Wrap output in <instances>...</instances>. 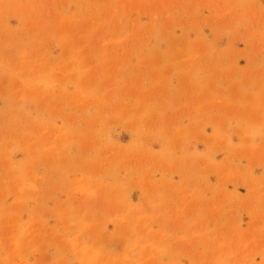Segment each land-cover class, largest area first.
I'll return each instance as SVG.
<instances>
[{
	"label": "rangeland",
	"instance_id": "obj_1",
	"mask_svg": "<svg viewBox=\"0 0 264 264\" xmlns=\"http://www.w3.org/2000/svg\"><path fill=\"white\" fill-rule=\"evenodd\" d=\"M0 264H264V0H0Z\"/></svg>",
	"mask_w": 264,
	"mask_h": 264
}]
</instances>
